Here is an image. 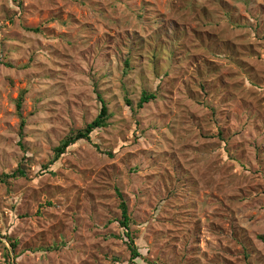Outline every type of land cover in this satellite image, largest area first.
Here are the masks:
<instances>
[{
	"label": "rangeland",
	"instance_id": "obj_1",
	"mask_svg": "<svg viewBox=\"0 0 264 264\" xmlns=\"http://www.w3.org/2000/svg\"><path fill=\"white\" fill-rule=\"evenodd\" d=\"M99 96L109 126L46 169ZM19 166L0 264H264V0H0V177Z\"/></svg>",
	"mask_w": 264,
	"mask_h": 264
},
{
	"label": "trees",
	"instance_id": "obj_2",
	"mask_svg": "<svg viewBox=\"0 0 264 264\" xmlns=\"http://www.w3.org/2000/svg\"><path fill=\"white\" fill-rule=\"evenodd\" d=\"M126 66H129V62H126ZM155 98L154 94H148L144 93L139 107H144L145 104L149 103L151 100ZM100 103H101V109L94 121L86 125L85 128L77 130L72 132L71 135L66 137L64 140L61 141L60 145L54 149V157L52 161L50 162L49 166H46V169H50L51 166L55 165L57 162H59L64 155H66L70 148L76 145L79 142L86 141V142H93V135L95 132L105 129L109 126V120L111 118L109 107L106 104V102L103 100L102 97L99 96ZM23 100L24 96H21L18 100L17 105V111L19 116L22 119V124L24 125V119L22 116V106H23ZM128 105L130 104L129 101H127ZM97 148L99 145H95ZM99 149V148H98ZM27 173L26 171L19 166V168L12 172V173H5L3 176L0 177V183L8 184L10 180H16L19 178H26ZM118 196L121 199L120 209H121V218L117 220V223L119 224L120 228L123 231L124 238L127 239V246L128 249L131 252V262L134 263L136 259L141 257L139 247L136 243V238L134 237L133 233L131 232V223L132 219L129 214V209L126 201L124 200L123 194L118 190ZM262 240L264 241V237H262ZM15 247V245L13 246Z\"/></svg>",
	"mask_w": 264,
	"mask_h": 264
}]
</instances>
